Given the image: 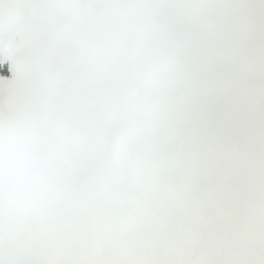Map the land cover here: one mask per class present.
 <instances>
[{"label":"snow or ice","instance_id":"1","mask_svg":"<svg viewBox=\"0 0 264 264\" xmlns=\"http://www.w3.org/2000/svg\"><path fill=\"white\" fill-rule=\"evenodd\" d=\"M0 264H264V0H0Z\"/></svg>","mask_w":264,"mask_h":264}]
</instances>
